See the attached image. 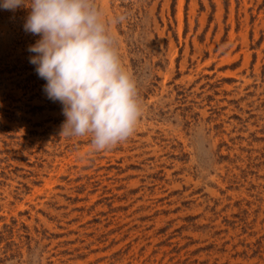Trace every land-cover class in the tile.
Wrapping results in <instances>:
<instances>
[{
	"label": "rangeland",
	"instance_id": "rangeland-1",
	"mask_svg": "<svg viewBox=\"0 0 264 264\" xmlns=\"http://www.w3.org/2000/svg\"><path fill=\"white\" fill-rule=\"evenodd\" d=\"M96 4L143 107L105 151L0 8V264H264V0Z\"/></svg>",
	"mask_w": 264,
	"mask_h": 264
},
{
	"label": "clouds",
	"instance_id": "clouds-1",
	"mask_svg": "<svg viewBox=\"0 0 264 264\" xmlns=\"http://www.w3.org/2000/svg\"><path fill=\"white\" fill-rule=\"evenodd\" d=\"M20 7L30 10L24 31L39 36L29 62L47 98L62 105L60 135L88 136L96 151L131 137L143 112L138 82L96 0H0V8Z\"/></svg>",
	"mask_w": 264,
	"mask_h": 264
}]
</instances>
